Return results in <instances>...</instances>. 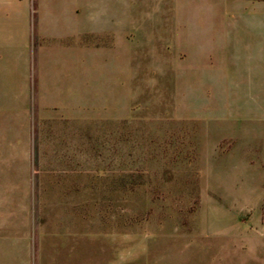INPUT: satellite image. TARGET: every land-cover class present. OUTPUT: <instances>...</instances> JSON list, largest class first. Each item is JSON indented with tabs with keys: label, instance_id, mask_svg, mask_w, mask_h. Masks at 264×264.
<instances>
[{
	"label": "rangeland",
	"instance_id": "374dc122",
	"mask_svg": "<svg viewBox=\"0 0 264 264\" xmlns=\"http://www.w3.org/2000/svg\"><path fill=\"white\" fill-rule=\"evenodd\" d=\"M129 10L86 128L34 124L33 264H261L264 0Z\"/></svg>",
	"mask_w": 264,
	"mask_h": 264
},
{
	"label": "crops",
	"instance_id": "0c3cea01",
	"mask_svg": "<svg viewBox=\"0 0 264 264\" xmlns=\"http://www.w3.org/2000/svg\"><path fill=\"white\" fill-rule=\"evenodd\" d=\"M129 7L130 0H0V264H33L34 124L58 139L86 128L89 59L108 55ZM256 32L264 58V29Z\"/></svg>",
	"mask_w": 264,
	"mask_h": 264
}]
</instances>
